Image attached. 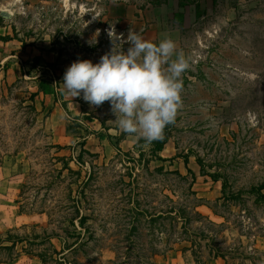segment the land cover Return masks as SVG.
<instances>
[{
    "label": "rangeland",
    "instance_id": "1",
    "mask_svg": "<svg viewBox=\"0 0 264 264\" xmlns=\"http://www.w3.org/2000/svg\"><path fill=\"white\" fill-rule=\"evenodd\" d=\"M110 25L189 61L158 154L109 102L61 91L72 62L111 50ZM0 33L28 74L0 71V236L25 239L0 264H264V0H0Z\"/></svg>",
    "mask_w": 264,
    "mask_h": 264
},
{
    "label": "clouds",
    "instance_id": "2",
    "mask_svg": "<svg viewBox=\"0 0 264 264\" xmlns=\"http://www.w3.org/2000/svg\"><path fill=\"white\" fill-rule=\"evenodd\" d=\"M106 31L111 50L95 64L88 59L72 62L61 91L71 98L82 94L91 106L109 102L119 130L151 145L163 139L182 107V75L190 68L189 61L171 38L157 44L132 28L126 39L114 25ZM125 43L130 45L126 52Z\"/></svg>",
    "mask_w": 264,
    "mask_h": 264
},
{
    "label": "crops",
    "instance_id": "3",
    "mask_svg": "<svg viewBox=\"0 0 264 264\" xmlns=\"http://www.w3.org/2000/svg\"><path fill=\"white\" fill-rule=\"evenodd\" d=\"M14 43H15V40L4 41V40L0 39V71H1V67L5 66L7 63H9L12 60L13 64L11 66V70H9L7 72L9 78H12V77L15 78L16 77V74H15L16 66H18V68L21 69L22 75L24 72V75L28 77V74L25 72L24 67H22L20 65V63L22 62V59L20 58L19 52H18V49L20 47H18ZM21 67L23 68V70ZM11 72H13V74H11ZM39 75H41L40 71H39V74L37 76H33V77H29V78L39 80V82H40L41 78L39 77ZM39 82H38V85H39ZM54 88H55V93H53V94H44L43 92H39V87H37V89L35 90V93L38 92L37 98H41L42 100L45 99L48 106L51 108H54L55 111H57V107H60V104H58V102H57V96H56L57 95V91H56L57 89H56V87H54ZM11 230H13V229H11ZM27 260L35 261V257L30 256L28 259L25 257H20V258L14 259L11 263H5V264H27ZM39 261L44 263L41 259H39ZM209 264H227V261H226V259H223V258H217V259H214L213 261L209 262Z\"/></svg>",
    "mask_w": 264,
    "mask_h": 264
},
{
    "label": "trees",
    "instance_id": "4",
    "mask_svg": "<svg viewBox=\"0 0 264 264\" xmlns=\"http://www.w3.org/2000/svg\"><path fill=\"white\" fill-rule=\"evenodd\" d=\"M35 60H39V59L36 58ZM38 87H39V92H43L44 94H53V93H55V88L53 87V85L49 81H46L45 78H43V79L40 80ZM37 95H38V92L37 93H34V96H37ZM167 140H168V138H166L162 142L154 141V143H157V146L154 149L155 154L156 153L158 154L159 152L163 151V149L165 147V144L167 143ZM263 196H264V194H263ZM79 213H80V211H79ZM177 214L178 213H176V215H173V212H171L169 214V216L172 217V219H174V220L180 219L181 216H177ZM159 217H160V215H159ZM79 218H80L79 223H80V225L82 227L83 224H84V221L86 220V215L83 214ZM12 232H13L12 230L7 231L6 232L7 233V237L6 238L0 236V248H2L4 250H8V251H12L13 252V251H15L17 249V245L19 243H23V241L25 239H23V238L22 239H13V237H11ZM80 234H81V232H80ZM64 249H66V247ZM68 250H70V248ZM183 251L185 252L186 249H183ZM18 257H19V254L17 253L14 256L10 257L9 260L10 261H13L14 259H16ZM214 257L215 258H219V257L225 258L221 254H215ZM41 260L44 262V259L41 258ZM5 263H8V261H6Z\"/></svg>",
    "mask_w": 264,
    "mask_h": 264
},
{
    "label": "water",
    "instance_id": "5",
    "mask_svg": "<svg viewBox=\"0 0 264 264\" xmlns=\"http://www.w3.org/2000/svg\"><path fill=\"white\" fill-rule=\"evenodd\" d=\"M1 15L6 18V19H9L11 16H12V13L11 11H8V10H4L1 12Z\"/></svg>",
    "mask_w": 264,
    "mask_h": 264
}]
</instances>
